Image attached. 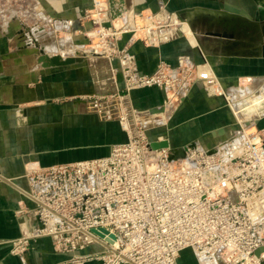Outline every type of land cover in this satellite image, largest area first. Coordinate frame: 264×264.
<instances>
[{"label":"built area","instance_id":"obj_1","mask_svg":"<svg viewBox=\"0 0 264 264\" xmlns=\"http://www.w3.org/2000/svg\"><path fill=\"white\" fill-rule=\"evenodd\" d=\"M126 2L90 0L77 21H65V28L77 22L74 33L87 39L83 51L116 63L118 91L126 94L88 100L96 111L107 103L105 116L120 121L128 139L108 158L27 170L24 186L15 185L20 235L10 242V253L21 254L32 241L48 237L71 264H179L184 250L197 264H264V129L256 127L264 109L247 114L252 116L248 124L237 117L257 107L251 100H262L261 92L236 101L205 63H193L188 54L142 72L135 47L159 48L186 38L184 22L163 6L135 11ZM197 83L224 100L236 129L228 128L219 146L197 144L184 159L169 163L168 149L149 150L148 120L131 127L136 111L126 101L134 90L154 88L164 93L169 107ZM119 152L122 179L113 161ZM112 218H122V225ZM89 247L95 251L81 253Z\"/></svg>","mask_w":264,"mask_h":264},{"label":"crops","instance_id":"obj_2","mask_svg":"<svg viewBox=\"0 0 264 264\" xmlns=\"http://www.w3.org/2000/svg\"><path fill=\"white\" fill-rule=\"evenodd\" d=\"M30 1L31 6L26 12H36L37 18L42 22V26L37 29L39 32L33 31L38 40H44V35L49 32L46 27L51 21H76L83 10L90 6V0ZM168 1L172 0H127L126 3L131 10L156 11ZM173 1L165 7L176 12L181 0ZM263 1L256 0L257 17ZM8 24L9 30L4 28ZM185 24L189 28L186 22ZM17 27L14 21L11 25L9 20L0 21V264H71L67 254L54 250L48 237L32 241L21 254L10 253V242L20 235L14 218L19 202L15 185L23 184L22 176L27 170L107 154L108 146L115 139L123 137L117 134L114 125H102L103 129L99 132V123L94 116L83 113L81 104L55 105L53 100L95 91L113 92L116 86H120L121 76L115 73V62L109 63L93 57H86L81 62L66 67L42 69L35 63L33 48L19 49L20 35ZM75 27L76 25L72 29ZM189 34L192 35L190 28ZM78 39L74 37L72 45L81 43ZM247 39V49H243V45H227L242 42V38H235L226 44L220 43L217 38L205 37L206 45L203 44L201 51L192 35L191 38H177L159 48L138 45L134 51L139 69L144 73H151L160 60L174 63L178 55L188 54L193 63H205L233 98L244 101L243 99L261 92V102L258 100L260 98L251 100L254 102L252 105L257 104V107L253 106L248 111L260 115L261 109H264V57L261 48L264 41L259 43ZM49 47L55 46H47V49ZM245 51L248 54H244ZM127 102L138 110L146 111L151 118L146 122L147 126H153L148 131L152 133L150 140L163 136L166 130L170 132L169 143L172 148L192 142L208 149L215 148L225 139L227 130L233 123L224 100L205 93L201 83L194 84L187 96L179 102V108H175L168 116V128L163 126L161 120L167 111H152L164 107L165 96L161 90L145 88L133 91ZM55 119H59L60 123H53ZM256 127L264 129V115L256 120ZM222 130H225L223 134L220 133ZM199 139L203 141H197ZM94 251V248L89 247L81 253L89 254ZM180 260L181 264H197L190 250L183 252ZM83 264L98 262L90 260Z\"/></svg>","mask_w":264,"mask_h":264},{"label":"rangeland","instance_id":"obj_3","mask_svg":"<svg viewBox=\"0 0 264 264\" xmlns=\"http://www.w3.org/2000/svg\"><path fill=\"white\" fill-rule=\"evenodd\" d=\"M231 1H232V3H235V5L238 3L237 0H231ZM170 2H172V1L166 2V5L169 6L170 5ZM31 3L32 2L30 0H0V21L2 22V21H5V20L6 21L9 20L10 25H11V23L13 21L17 23V26H18L17 27V31H18V35H20L19 40H18L19 49L26 50V49H29V48H33L34 49V53L33 54L36 55V57H35V63L37 65L39 64L40 67L43 69L42 65L40 63H38V58L41 55L40 54V51H42V50L44 51L45 54L48 53L47 55L49 57L60 56L62 59L69 58L68 52L69 53L71 52L70 55H73L74 56V54H75L74 51H76V49H77V51H81L82 53H84V56H85L84 58H86V57L97 58V57L93 56L92 54L85 53L83 51L84 50L83 48L86 46V43H87L86 37L83 36V35L75 34L74 31H73L74 29H72L73 27L70 30L67 29V28H65V21H67V20H60L61 22H57L55 20L58 24L56 22H54V21H51L50 24H48V26L46 27L47 29H49V32L47 33V35H44L45 36L44 40L43 39L40 40V38L38 40V38L34 37L33 31L34 32L36 31V33H38L39 31L37 29H38V27H41L42 26V22H41L40 18H37V13L36 12H32V11H29V13L26 12V9L31 6ZM166 5H162V6L165 7ZM242 6H244V8L249 12V14L252 17H255V15L257 13V9H258V8H256V6H254L253 4H250V2L248 0H244V3H243ZM143 10H149V9H143ZM13 17H16V18L13 21H10L11 18H13ZM258 17L259 18L264 17V1H263V3L260 4V8H259V12H258ZM262 22L263 21H259L257 23L254 22V24H257L258 27L260 28V25L262 24ZM250 24L253 27L254 24H252V23H250ZM74 25H76L75 28H77V26H78L77 22H75ZM4 28H6L7 30H9L10 29L9 24L6 25V26H4ZM14 28H16V27H14ZM215 30L216 31H220L222 29L219 27V28H216ZM239 30H241V29H237L238 32H240ZM244 30H246V32L248 33V27L246 29H244ZM14 31L17 32L16 30H14ZM191 33H192V31H191ZM199 33H201V31L195 29V35L193 33H192V35H193V37L194 36H198L200 38V40H201L202 46H204V45H206L205 44V40H204L205 37L204 38L201 37L199 35ZM74 37L79 38L80 41H81V43H78L76 45H72L71 42L73 41V38ZM241 38L243 39L242 42H239L237 44H233V43L232 44H227L226 43V44L227 45H232V46L233 45H236V47H240L241 45H243V47L244 46L246 47V48L244 47L243 49H247L249 43H248V39H247L246 35L245 36L242 35ZM262 44H264V43H262ZM46 45L47 46H55V47H53V48H50L49 47L47 49V46ZM212 46L213 45H211V47ZM215 46H217V44ZM244 54H248V52L245 51ZM97 59L105 60V61H107L109 63L112 62V61L107 60L105 58L98 57ZM118 88H120V86L119 87L116 86V89L113 92H106V91L105 92L104 91L103 92H100V91H95V92H92L90 94H78V95H72V96H64V97H59V98H56V99L53 100V103L55 105H63V104H67V103H79V104H81L82 108L84 109V111H83L84 114L92 115L97 120V122L99 123L98 126H97V130H99V132H101L102 129H103L102 128V125H105V124H113L114 127H115V130H116L117 134L120 135V137H121V135H123V137H121V139H119V138L118 139H115V141L112 142L108 146V152L104 156L95 157V158H91V159H84V160H81V161H76V162H71V163H61V164H73V163H77V162H88V161H93V160L108 158L109 155H110L111 149L114 146L116 148L118 145H121V144H123L124 142L127 141L128 137H127L126 131H125L124 127H123V124L120 121L109 120L105 116V111L108 110L109 105L107 103H104L103 106H102V108L99 111H96V110L93 109L92 105L90 104V100H88L89 97H90L93 100H95V99L97 100L98 98H102L104 101H107L109 99L110 95H114L116 93H119L120 95L123 96V95L126 94V93H124L122 91H118L119 90ZM134 91H136V90H134ZM253 95H255V94H253ZM253 95H251V96H253ZM98 100H100V99H98ZM239 100L240 99H237L236 101L239 102ZM243 100H248V98L247 99H243ZM126 104L128 106V102L127 101H126ZM130 106H132L131 103H130L129 107ZM167 106H164L162 108V109H164V110L167 111V113L164 114L163 119H161L162 122L164 123L163 126L165 128H168L169 127V125H168L169 124V121H168L167 118H169L168 116L171 115V112L173 110H175V108H179L178 107L179 106V102H177V103H175L173 105H169V107H167ZM134 109L136 111L135 116H134L133 120H132V117H130V120H129V122L131 124V127H133L135 125H141L145 121L149 120V118H145L146 111L138 110L136 108H134ZM250 109H252V108H250ZM247 114H250V112H247V113H243L242 112V113L238 114V117H239V119L242 118L241 120H243V119H250L252 116H249ZM158 118H160V117H158ZM167 121H168V123H167ZM52 122L55 123V124L56 123H60L59 122V119H57V120L55 119ZM152 127L153 126H147V136H148L149 140L152 137V133L151 132L148 133V131L151 130ZM170 137H171L170 136V132H168L166 130L164 131L163 136H159V138H161L162 140H167L168 142H169ZM159 138H156V140L159 139ZM156 140H154V141H156ZM197 141H203V140L202 139H199ZM200 146H202V145H200ZM182 147H184V146H182ZM177 148H179V147H177ZM149 150L152 151L150 149V147H149ZM168 151H169L168 153H170V150L169 149H168ZM168 156H169V154H168ZM168 156H167V162H169L168 161ZM113 159H114L113 161L120 168V170H119V177L122 179L123 178V172H122V164H123L122 153H120V152L117 153L116 156ZM179 160H182V159H179ZM171 162H174V161H171ZM171 162H169V163H171ZM55 165H58V164H55ZM39 169H41V168L31 169V170H36L37 171ZM150 180H152V179H151V177L149 175H147L144 178V181L145 182H149ZM19 186H24V182H23V184H21ZM19 202H18V206H19ZM111 221L115 222L118 226H121L122 225V218H112ZM185 251H189V250H184L183 252H185ZM180 258H181V256H180ZM179 264H181V260L180 259H179Z\"/></svg>","mask_w":264,"mask_h":264},{"label":"water","instance_id":"obj_4","mask_svg":"<svg viewBox=\"0 0 264 264\" xmlns=\"http://www.w3.org/2000/svg\"><path fill=\"white\" fill-rule=\"evenodd\" d=\"M248 1L250 4L256 6V0ZM237 2L235 5L231 0H181V5L177 6L178 9L175 13L181 21L188 24L194 35L196 29L201 31V33H199L201 37H214L219 39V41H221L220 43L231 42L235 38H241L242 35H246L250 40L262 43L264 41V19L258 18L257 13L255 17H252L244 6H242L244 0H237ZM212 15L215 17L212 18ZM253 21L256 23L263 21L261 24L262 27L259 28ZM249 22L254 24L253 27ZM219 27L222 30L216 31L215 29ZM247 27L249 34L244 30ZM237 29H241L239 30L240 32L236 31ZM195 38L197 45L202 51L203 46L200 38L198 36H195ZM261 45L262 56L264 57V44ZM40 54L38 63H40L43 68L70 66L76 62H81L85 57L84 53L81 51H76L73 57L66 59H62L60 56L49 57L43 50L40 51ZM152 111L160 112L162 108ZM229 129L235 130L236 125L231 124ZM223 131L225 132V130H222L220 133L223 134ZM196 145V142H192L184 147L172 148L167 140H160L152 141L149 147L151 150L169 149L168 161L171 162L185 158L187 149H192ZM213 152L214 150H211L209 153L211 154ZM258 253L259 252L256 254Z\"/></svg>","mask_w":264,"mask_h":264},{"label":"bare ground","instance_id":"obj_5","mask_svg":"<svg viewBox=\"0 0 264 264\" xmlns=\"http://www.w3.org/2000/svg\"><path fill=\"white\" fill-rule=\"evenodd\" d=\"M183 32H184L186 38H191L192 37V35L189 34V28L186 26L185 22H184V25H183ZM75 52L76 51H74V53ZM68 55L70 56V53H68ZM241 119H239V120L241 121ZM242 122H244L245 124H248L249 123V119H243Z\"/></svg>","mask_w":264,"mask_h":264}]
</instances>
